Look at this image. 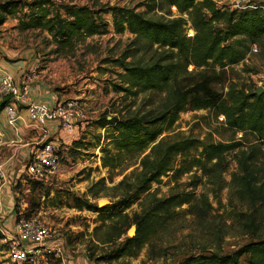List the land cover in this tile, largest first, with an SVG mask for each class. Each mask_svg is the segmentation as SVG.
Masks as SVG:
<instances>
[{"label": "trees", "instance_id": "1", "mask_svg": "<svg viewBox=\"0 0 264 264\" xmlns=\"http://www.w3.org/2000/svg\"><path fill=\"white\" fill-rule=\"evenodd\" d=\"M152 2V10H166L170 14V9L175 8L177 16L147 17L137 11L139 6L94 9L65 4L55 8L49 0L28 4L32 12L23 22L24 29L46 31L49 42L55 46L53 52L71 51L77 42L108 34L109 23L104 16L109 15L115 34L129 33L133 45L140 46L136 49L144 48L145 54L151 53L145 61L126 62L125 54L110 60L121 70L112 90L133 96L156 94L160 98L157 104L127 117L104 116L97 121L99 129L105 131L106 144L101 148L100 160L110 174V181L136 165L131 173L139 169V175L117 202L98 207L88 200H77L75 207L104 213V220H113L128 217L122 213L139 201L140 211L130 218L131 225L136 227L135 235L125 238L107 259L99 261L136 257L157 231L180 215L176 210L186 205L182 213L192 217L208 235L199 251L189 253L176 264H239L242 256H248V264H264V239L258 227V220L264 215V93L258 95L255 90L233 83L226 86L225 92L215 87L225 84L227 69L244 61L251 45H257L264 55V5L249 2L241 8L228 9L218 7L216 0ZM19 7L20 2L15 1L0 4V24ZM187 24L193 36L186 34ZM190 66L193 69L188 71ZM8 101V98L0 101V112ZM185 111L222 116L226 128L234 134L240 132L241 138L223 142L183 134L164 135L173 132L179 114ZM86 142L82 137L72 146L85 149L90 145ZM231 153L237 170L231 176L229 196L245 211L238 212L243 218L239 223L250 233L251 241L223 254L217 245L220 226L210 220L212 205L208 193L196 194L193 190L201 184L210 186L209 193L219 202L224 188L223 174L228 169L227 156ZM185 175H189L188 181L179 184ZM163 177L192 190L158 198L150 188ZM127 178L124 175L113 188L123 185ZM25 183L31 190L42 185L32 180ZM90 196L98 198L91 190ZM122 234L114 230L101 242L117 240ZM87 259L91 262L89 256Z\"/></svg>", "mask_w": 264, "mask_h": 264}, {"label": "rangeland", "instance_id": "2", "mask_svg": "<svg viewBox=\"0 0 264 264\" xmlns=\"http://www.w3.org/2000/svg\"><path fill=\"white\" fill-rule=\"evenodd\" d=\"M15 1L20 2V7L6 17L4 23L0 24V59H15L20 54L27 52L32 54L33 67L24 72L34 75L36 80L46 83L53 92L58 93L62 100L80 99L86 106V123L80 138L85 137L87 148H74L56 142V146L62 157L60 169L57 175L50 178L46 184L38 186L37 189H29V179L22 174L19 178H13L9 187V200L13 202V209L5 208L3 217L5 224L11 228V220L14 217L37 218L46 222L50 227L56 228L64 237V247L71 260L81 262L85 259L87 264H176L184 256L194 253L203 247L206 242L202 228L196 225L194 219L177 209L179 216L171 221L166 227L157 231L144 245L140 253L134 258H122L112 261L105 260L112 254L113 250L121 246L131 226L130 218L134 213L140 211L139 201L134 203L122 214L126 218H113L104 220L106 215L79 210L75 204L77 200H88L97 204L105 200L106 204L115 203L128 192L139 175V169L133 171L134 166L126 170L121 176H116L110 181L107 168L101 166V148L106 144L103 139L105 131L99 129L97 121L102 117L123 118L134 114L138 110L152 108L160 100L156 94L140 93L137 96L123 95L112 90V84L118 83L117 74L121 72L113 64L112 59L122 58L125 54L126 62L143 59L149 60L151 53H144V48L133 45V37L129 33L115 34L111 26V18L105 15L109 23V33L103 36L86 38L82 42L74 44L71 51L63 50V53L53 52L55 46L50 43V37L46 31L40 29H24L23 22L32 10L28 4L38 0H0V4ZM55 8L65 4H76L99 9L101 7H137V11L144 12L147 17L157 18L176 17L175 8L170 9V14L164 10H152V0H49ZM218 7L228 9L241 8L247 3L262 4L264 0H216ZM186 19V16H183ZM186 34L193 36L194 32L186 25ZM154 49L156 46L153 47ZM24 56V55H23ZM30 56V55H29ZM5 60V61H6ZM193 69L192 66L188 71ZM226 82L215 86L220 92L226 91L228 84L257 90L261 88L264 93V55L260 53L257 45H251L250 52L244 61L227 69ZM221 116L216 117L214 113L207 111H185L179 114L173 126V132L164 135H191L200 140L223 141L238 140V133L228 130L223 124ZM77 123V125H81ZM109 132V131H108ZM101 137L100 139H97ZM78 138V139H80ZM251 139V137H248ZM61 142V141H59ZM97 145V146H96ZM74 151V154L72 155ZM228 169L223 174L224 188L219 194V202L213 199L209 193L210 186L199 185L194 193L207 192L212 205V217L220 226L221 237L217 242L223 254L238 250L241 246L251 241L250 233L245 232L240 226L243 219L238 212H245L243 207L235 201L230 200L231 176L236 172L237 166L233 153L227 156ZM4 160L0 152V163ZM126 175V182L113 188ZM189 179L185 175L179 184L183 185ZM204 181V180H203ZM30 184V183H29ZM96 193L98 198L90 196ZM192 188L181 187L172 182L168 177H163L159 184L153 183L150 192L158 198L169 196L173 192ZM103 204L97 205L105 206ZM12 214V215H11ZM209 220V221H210ZM260 235L264 239V215L258 220ZM4 224V223H3ZM123 233L117 240L107 239L112 231ZM0 264H11L7 258L6 248L0 243ZM91 258V262L87 259ZM82 263V262H81ZM85 263V262H84ZM51 264H61L53 261ZM239 264H248V256H242Z\"/></svg>", "mask_w": 264, "mask_h": 264}, {"label": "built area", "instance_id": "3", "mask_svg": "<svg viewBox=\"0 0 264 264\" xmlns=\"http://www.w3.org/2000/svg\"><path fill=\"white\" fill-rule=\"evenodd\" d=\"M31 82L32 75L25 73L17 85L9 72L0 69V101L9 99L2 111L10 128L15 129L19 119V105L26 106L29 124L40 129H43L47 121H52L58 125L59 130L69 132L77 123L86 120V105L80 99L58 101L50 106L32 102L28 89ZM241 135L238 132V136ZM3 139L4 132L0 128V144ZM60 161L61 155L56 144L41 139L31 148L24 164V173L29 180L46 184L52 176L57 175ZM7 181L4 164L0 163V243L5 246L11 264H51L56 260L61 264H73L65 250L63 235L46 222L37 218L13 216L11 228L5 225L4 209H13V202L8 196L10 183Z\"/></svg>", "mask_w": 264, "mask_h": 264}, {"label": "crops", "instance_id": "4", "mask_svg": "<svg viewBox=\"0 0 264 264\" xmlns=\"http://www.w3.org/2000/svg\"><path fill=\"white\" fill-rule=\"evenodd\" d=\"M31 57L32 54L27 52L26 54H20L18 58L15 59H5L6 61L0 59V69L9 72L18 85L21 82V77L24 72L33 67V61L30 60ZM35 78L36 77L32 75V82L29 84L28 88L29 97L32 102L50 106L58 101H63L61 99L62 97L46 86L45 82L36 80ZM17 111L19 119L15 124V129L7 125L5 114L3 111L0 112V128L4 132V139L0 144V152L4 160L3 164L8 183H11L13 178H19L24 174V164L27 161L29 152L39 140L44 139L54 142L55 144L57 142L70 146L74 141L80 138V134L83 132L84 125L86 124L80 123L81 125L74 126L69 132H65L59 130L55 122L47 121L43 129H40L29 124L26 106L19 105ZM81 260L82 263L79 261L74 262L73 260H71V262L73 264H87L84 258Z\"/></svg>", "mask_w": 264, "mask_h": 264}, {"label": "water", "instance_id": "5", "mask_svg": "<svg viewBox=\"0 0 264 264\" xmlns=\"http://www.w3.org/2000/svg\"><path fill=\"white\" fill-rule=\"evenodd\" d=\"M262 92H263V90L261 89V88H258L257 90H256V94H258V95H260V94H262ZM103 203H105L106 204V201L105 200H102V201H98L97 202V205H100V204H103ZM105 204H103V205H105ZM100 207V206H99ZM102 207V206H101ZM135 232H136V227L135 226H131L130 228H129V231H128V233H127V237H133L134 235H135Z\"/></svg>", "mask_w": 264, "mask_h": 264}]
</instances>
